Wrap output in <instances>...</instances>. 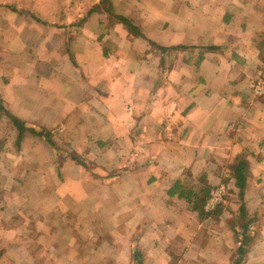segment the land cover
<instances>
[{
  "label": "crops",
  "instance_id": "obj_1",
  "mask_svg": "<svg viewBox=\"0 0 264 264\" xmlns=\"http://www.w3.org/2000/svg\"><path fill=\"white\" fill-rule=\"evenodd\" d=\"M101 1L0 24V264H264V0Z\"/></svg>",
  "mask_w": 264,
  "mask_h": 264
},
{
  "label": "trees",
  "instance_id": "obj_2",
  "mask_svg": "<svg viewBox=\"0 0 264 264\" xmlns=\"http://www.w3.org/2000/svg\"><path fill=\"white\" fill-rule=\"evenodd\" d=\"M105 4L110 5V7L108 6L107 8H103V6H105ZM2 7H4V6H2ZM5 8H7L8 10H11L13 13H15L17 15L22 14V13H18L19 12L18 5H12V6L5 5ZM110 8H111V4H110L109 0H102V2L98 6H96L92 9V12H100L101 13L103 11L106 14L110 15L109 14ZM31 17L38 23H41V24L44 23L35 14H32ZM112 18L114 20L116 19L117 21L121 22L124 26H126V28L130 32L136 31V30H134L133 25L128 20H126L122 17H119V16H116V17L112 16ZM3 115L6 116L12 122V125L17 130H19L20 135L23 134V132L25 130H28V129H26L25 124L22 121L18 120L17 118L13 117L12 115H10L7 112V110L2 106V101L0 100V116H3ZM28 131H30L34 135L42 137L46 141L49 139V133L43 129L33 128V129H29ZM78 162L80 164L84 165L83 161L78 160ZM234 179L236 180V187L239 189V197L241 199L242 192H243V189L245 187V182L247 180L246 165H245L243 160H240V162L238 163V167L234 172ZM209 194H210V192L207 188H203L200 192L196 193L191 189L183 188V186L179 182H176L172 186V188L168 191V195H170V196L176 195L178 198L185 200L188 203L190 210L192 212L196 213L200 218L206 217L207 215H210V216H213L214 218H217L221 213L220 209L216 208L215 211H213L212 213H206L205 212V206H206L207 201L210 197ZM245 215H247L246 211L244 210L243 207H240L237 216L243 222V224L240 226V228H241L240 231H242L243 239L238 246L235 259L230 264H242L246 254L250 248V243L252 242L251 237L246 236V235H247V233L253 232V229H251L253 221L246 223L245 220L242 219V218H245ZM245 232H247V233L245 234ZM134 259L137 260V256H134Z\"/></svg>",
  "mask_w": 264,
  "mask_h": 264
},
{
  "label": "rangeland",
  "instance_id": "obj_3",
  "mask_svg": "<svg viewBox=\"0 0 264 264\" xmlns=\"http://www.w3.org/2000/svg\"><path fill=\"white\" fill-rule=\"evenodd\" d=\"M5 5H10V6L18 5V9H19L18 13H22V14L17 15L13 13L11 10H8L7 8H5ZM108 6L110 7V5L105 4L103 8H107ZM56 7H58L56 0H0V24L4 25L7 22L6 20H9L10 22L11 20L13 21L14 18L15 19L21 18L20 21L28 20V22L30 21L36 22L31 17L32 14H35L40 19H45L48 21L49 19L52 18V16L49 17V15L46 14L47 11H50V10L52 11ZM87 7H90V6H87ZM54 18H57V17H54Z\"/></svg>",
  "mask_w": 264,
  "mask_h": 264
},
{
  "label": "built area",
  "instance_id": "obj_4",
  "mask_svg": "<svg viewBox=\"0 0 264 264\" xmlns=\"http://www.w3.org/2000/svg\"><path fill=\"white\" fill-rule=\"evenodd\" d=\"M222 193L221 192H213L211 194V198L209 199V201L207 202L205 209L207 211H211L214 209V207L217 205L218 201L220 200Z\"/></svg>",
  "mask_w": 264,
  "mask_h": 264
}]
</instances>
